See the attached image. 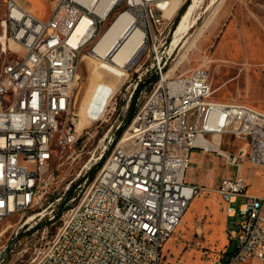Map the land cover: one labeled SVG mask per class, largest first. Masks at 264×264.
I'll return each mask as SVG.
<instances>
[{
    "label": "built area",
    "instance_id": "obj_1",
    "mask_svg": "<svg viewBox=\"0 0 264 264\" xmlns=\"http://www.w3.org/2000/svg\"><path fill=\"white\" fill-rule=\"evenodd\" d=\"M172 1L121 0L99 15L82 0H53L47 16L39 17L17 0H0V56L12 52L10 42L24 49L23 57L4 61L0 68V227L9 217L23 218L41 203L56 178L54 161L81 139L73 95L81 53L103 29L97 17L107 21L124 8L103 34L128 13L144 32L143 50L157 59V81L120 138L121 125L87 168L85 174L108 154L87 187L90 175L86 177L74 199L77 204L63 211L59 227L32 264H161L166 243L202 191L186 182L194 148L224 156L238 170L217 189L227 217H241L230 231L235 248L213 264H264V188L259 195L248 194L244 173L246 164L264 173V112L246 103L212 100L210 73L204 67L172 78L164 73L167 60L159 55L168 45L166 13ZM85 17L95 31L88 39L77 38ZM100 37L90 57L109 61L95 52ZM224 136L244 146L235 153L215 148L211 138ZM61 199L25 220L15 237L31 222L25 231L38 229L43 219L54 225ZM13 247L0 244V264L9 263Z\"/></svg>",
    "mask_w": 264,
    "mask_h": 264
},
{
    "label": "rangeland",
    "instance_id": "obj_2",
    "mask_svg": "<svg viewBox=\"0 0 264 264\" xmlns=\"http://www.w3.org/2000/svg\"><path fill=\"white\" fill-rule=\"evenodd\" d=\"M17 1L39 17L47 16L53 5V0ZM186 1H172L175 15L170 17L168 12L166 13L169 18L166 35L169 30L171 32L167 37L168 45L160 49L159 58L167 60L164 73L172 78L204 67L210 73L212 100L246 103L264 112V0H191L187 7L188 10L192 6L189 29L174 47L172 44L176 38L175 31L182 16L172 34L173 24ZM123 9L114 11L103 24V29L80 56L77 74L79 79L76 80L72 109L76 114L81 139L72 149L54 161L56 178L51 184L50 193L42 198L41 203L28 211L23 218L21 214L9 217L0 227V244L14 245L8 264H32L36 252L59 227L63 211L77 204L78 199H74L81 192L86 177L95 171V175L90 176V181L85 187L98 173L95 169L97 164L85 174L87 168L101 154L116 128L127 123L130 104L133 103L131 95L134 86L138 82L143 86L134 102L137 110L155 83L157 59L147 49L126 67L124 83L122 79L113 80L102 75V62L90 57L96 40ZM9 47L12 52L8 51V54L0 56V68L4 61L15 56H24V49L18 44L10 42ZM83 57L92 69L89 75L83 65ZM86 88L91 91V96L89 101L84 103ZM80 120H83L82 128L78 127ZM106 135L108 137L105 141ZM211 139L224 152L235 153L244 146L242 141L233 136ZM116 143L110 147L109 154ZM259 168L251 164L244 167V173L250 180L248 190L255 194H259L263 188L264 173H260ZM237 171L235 166L227 163L224 156L200 148L192 150L186 182L197 185L202 191L192 200L185 223L182 224V221L176 233L166 243L161 264H213V260L224 251H232L235 248L236 243L230 239L231 225L227 222L217 188L222 180L234 179ZM73 186V193L67 198ZM60 198V210L63 209L54 225L43 219L38 229L25 231L27 226L34 224L31 222L20 229L17 238L15 237V231L25 220H33L37 212H41L48 204ZM240 204L241 201L235 204V208ZM240 219L238 215L231 219V222L236 223Z\"/></svg>",
    "mask_w": 264,
    "mask_h": 264
},
{
    "label": "bare ground",
    "instance_id": "obj_3",
    "mask_svg": "<svg viewBox=\"0 0 264 264\" xmlns=\"http://www.w3.org/2000/svg\"><path fill=\"white\" fill-rule=\"evenodd\" d=\"M82 1L89 9L95 11L99 15H105L121 0H82ZM173 8H174V3L172 2L171 7L167 11L170 17L175 15ZM191 14H192V6L182 15L180 23L176 28L175 31L176 38L172 44L174 47L178 45L184 33L189 29L191 23ZM104 23H105V17H97V24H104ZM89 24H91L90 19L85 17L81 22V24L79 25V27L77 28L75 32V36L77 38L88 39L95 31V28L89 27ZM143 39H144V32L140 28H137L135 26L133 17L128 13L127 14L124 13L120 15L117 18V20L112 24V26L100 37L99 42L95 48L96 53H98L102 57L105 58L107 57V59H109V61H101L102 66L104 68L102 67L103 71L102 72L100 71V73L102 75L108 76L109 78H113V80L122 79L124 83L126 78L125 66L128 67V65L132 63V61L135 60V58H137L140 55V53L143 51V45H142ZM1 41H2V34L0 33V42ZM5 47L8 48L7 45H5ZM83 65L85 66V70L87 71V74L88 73L90 74L92 69L88 67L85 57H83ZM78 79L79 76L77 75V80ZM90 96H91V91L87 89L86 99H84L83 102L85 103L89 101ZM82 125H83V120H80V122L78 123V127L82 128L83 127ZM201 145L205 146L208 149L211 148V146L208 144L203 145V142ZM214 147L216 148L218 146L215 145ZM185 216L183 218L182 224L185 223Z\"/></svg>",
    "mask_w": 264,
    "mask_h": 264
},
{
    "label": "trees",
    "instance_id": "obj_4",
    "mask_svg": "<svg viewBox=\"0 0 264 264\" xmlns=\"http://www.w3.org/2000/svg\"><path fill=\"white\" fill-rule=\"evenodd\" d=\"M190 3H191V0H187L186 3H185V4L183 5V7L181 8V10L179 11V15H178V17L175 19V22H174V25H173L172 34H173V32H174V30H175V28H176V26H177V24H178V22H179L181 16L185 13V11L187 10V7L189 6ZM170 40H171V39H170ZM168 43H169V41H168ZM154 81H155V82L157 81V75H155V77H154ZM142 87H143L142 84L139 83V84H138V87H137V89H136V91L133 93V96H132V98H131V100L133 101V103L130 104V108H129V109H130V110H129V119H128L127 123H125L124 125H122V126L120 127V129L117 131L118 138H120V136L123 134V132H124L126 126H128V125L130 124L131 120L133 119V117H134V115H135V113H136V111H137L136 108H135L134 102H136V99L138 98V96H139V94H140V91L142 90ZM107 155H108V154L105 155V157H104L103 161L101 162V164L105 161ZM101 164L98 165V166H96L95 169H96V170H99ZM94 175H95V171H94L92 174H90L91 177H93ZM74 187H75V186H73L72 190L69 192V195H68L67 198H69V197L72 195L73 190H74ZM64 204H65V203H64ZM62 209H63V208H62ZM62 209H61V210H62Z\"/></svg>",
    "mask_w": 264,
    "mask_h": 264
},
{
    "label": "crops",
    "instance_id": "obj_5",
    "mask_svg": "<svg viewBox=\"0 0 264 264\" xmlns=\"http://www.w3.org/2000/svg\"><path fill=\"white\" fill-rule=\"evenodd\" d=\"M29 10L31 11V9H29ZM216 145H217V144H216ZM261 169H262V168H259V169H258V171H260V173H261V171H263V170H261ZM262 174H263V173H262ZM247 179H248V184L250 185V180H249L248 176H247ZM262 180H263V188H264V177L262 178ZM193 185H194V184H193ZM196 186H197V185H196ZM219 186H220V185H219ZM218 188H219V187H218ZM218 188H217V189H218ZM248 188H249V187H248ZM263 188H262V190H263ZM262 190H261V192H262ZM261 192H260L259 194H261ZM247 193H248V194H252V195H259V194L252 193V192H250L249 190L247 191ZM239 201L242 202V199L240 198V199L238 200V202H239ZM238 202H237V203H238ZM223 207H224V205H223ZM224 211H225V210H224ZM225 214H226V213H225ZM226 217H227V215H226ZM227 222L230 223V225H231V226H230V227H231L230 231H232V230L235 228V223H232V222H231V219H229L228 217H227ZM230 231H229V232H230Z\"/></svg>",
    "mask_w": 264,
    "mask_h": 264
}]
</instances>
